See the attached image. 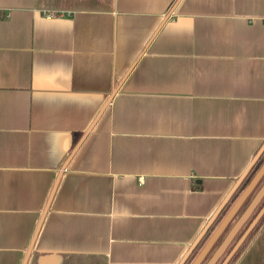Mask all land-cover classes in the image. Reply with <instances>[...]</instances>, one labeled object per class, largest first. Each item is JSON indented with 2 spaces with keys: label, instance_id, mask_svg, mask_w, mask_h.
Wrapping results in <instances>:
<instances>
[{
  "label": "crops",
  "instance_id": "1",
  "mask_svg": "<svg viewBox=\"0 0 264 264\" xmlns=\"http://www.w3.org/2000/svg\"><path fill=\"white\" fill-rule=\"evenodd\" d=\"M263 148L264 0H0V264H187Z\"/></svg>",
  "mask_w": 264,
  "mask_h": 264
},
{
  "label": "water",
  "instance_id": "2",
  "mask_svg": "<svg viewBox=\"0 0 264 264\" xmlns=\"http://www.w3.org/2000/svg\"><path fill=\"white\" fill-rule=\"evenodd\" d=\"M264 173V161L259 166L251 180L248 182V184L245 186L243 191L240 193V195L237 197V199L234 201V203L231 205L225 216L221 219L217 227L214 229L212 234L209 236V238L206 240L203 247L200 249L196 257L193 259L191 264H200L202 260L204 259L206 253L210 249V247L213 245V243L216 241V239L220 236L224 228L227 226L230 219L234 216L242 202L246 199V197L251 193L254 186L258 182L261 175ZM264 194V181L259 186V188L255 191L245 208L242 210L240 215L237 217V219L234 221V223L229 227L227 232L225 233L223 239L221 242L217 245V247L214 249L212 254L208 257V259L204 262V264H214L218 257L220 256L222 250L227 246L231 238L235 235L237 230L240 228V226L245 222V220L249 217L254 207L257 205L259 200L262 198ZM264 206L262 207L261 211L255 218H257L260 213L263 211Z\"/></svg>",
  "mask_w": 264,
  "mask_h": 264
},
{
  "label": "rangeland",
  "instance_id": "3",
  "mask_svg": "<svg viewBox=\"0 0 264 264\" xmlns=\"http://www.w3.org/2000/svg\"><path fill=\"white\" fill-rule=\"evenodd\" d=\"M264 153V148L261 151L259 156H262V154ZM258 156V157H259ZM263 158H264V154H263ZM251 172V168L249 169L248 173ZM247 174V173H246ZM245 174V176H246ZM244 176V177H245ZM264 181V173L261 175V177L259 178L258 182L256 183V185L254 186L253 190L251 191V193L246 197V199L242 202V204L240 205V207L238 208V210L236 211V213L234 214V216L230 219V221L228 222L227 226L224 228V231L221 233L222 235L218 238V240L215 242V244L212 246V248L210 249V251L207 253V255L205 256V258L202 260V262L200 264H203L207 258L209 257L211 251L216 247V245L220 242L222 236L224 235V233L228 230V228L232 225V222L235 220V218L237 216L240 215V213L242 212V210L244 209V207L246 206L247 202L250 200V198L253 196V194L255 193V191L259 188V186L262 184V182ZM239 184V183H238ZM235 190L231 193V195L229 196L228 200L226 201L225 205H227L226 209L224 210L225 212L222 213L223 208L220 209V211L218 212V214L214 217V219L212 220L211 224L209 225L208 229L206 230V232H204V234L202 235V237L200 238V240L198 241V245L196 246L195 250L193 251L192 256H190L188 258V260L185 261L188 262L187 264L190 263L189 259L193 258V256L195 255L194 253H198L200 251V249L202 248V246L204 245V243L206 242V240L209 238V236L212 234V232L214 231V229L217 227V225L219 224L220 220L225 216L226 212L228 211V209L230 208V206L233 204L234 200L233 199L232 202L228 203L231 200V197L233 196V194L235 193ZM264 206V194L262 196V198L260 199V201L258 202L257 206L254 208V210L252 211L251 215L249 216L248 220L245 222V224L241 227V229L239 230V232L235 235V237L231 240V242L229 243V245L226 247V249L224 250L223 254L218 258V260L214 263V264H221L223 262V260H225L227 258V256L230 254L231 255V248H233V246L237 243V239H239L238 237L241 236V233L243 234V232L246 230L245 228H248L249 225L247 226V224H249V222L253 219V217L257 216V214H259V212L261 211L262 207ZM264 210V209H263ZM221 214H223L222 216H220ZM220 216V217H219ZM220 218V219H219Z\"/></svg>",
  "mask_w": 264,
  "mask_h": 264
},
{
  "label": "trees",
  "instance_id": "4",
  "mask_svg": "<svg viewBox=\"0 0 264 264\" xmlns=\"http://www.w3.org/2000/svg\"><path fill=\"white\" fill-rule=\"evenodd\" d=\"M264 154V153H263ZM263 154L262 156H259L257 157V159L254 161L252 167H251V172L247 173L246 176L239 182V184L237 185L236 187V191L235 193L233 194V196L231 197V200L228 202H232L233 199H237V197L240 195V193L243 191V189L245 188V186L248 184V182L251 180V178L253 177V175L255 174V172L257 171V169L259 168V166L262 164V162L264 161V158H263ZM235 199V200H236ZM234 200V201H235ZM234 203V202H233ZM227 205H223L222 208H223V212H225L224 210L226 209ZM231 207V206H230ZM221 208V209H222ZM227 210V209H226ZM229 210V209H228ZM220 211V210H219ZM227 213V212H226ZM223 214H221L220 216H222ZM219 216V217H220ZM259 218L262 220L264 219V210L260 213L259 215ZM220 219V218H219ZM231 262V261H230Z\"/></svg>",
  "mask_w": 264,
  "mask_h": 264
},
{
  "label": "flooded vegetation",
  "instance_id": "5",
  "mask_svg": "<svg viewBox=\"0 0 264 264\" xmlns=\"http://www.w3.org/2000/svg\"><path fill=\"white\" fill-rule=\"evenodd\" d=\"M229 229V228H228Z\"/></svg>",
  "mask_w": 264,
  "mask_h": 264
}]
</instances>
